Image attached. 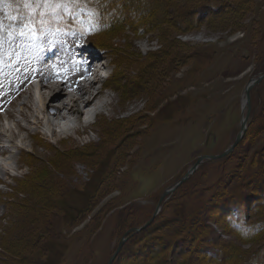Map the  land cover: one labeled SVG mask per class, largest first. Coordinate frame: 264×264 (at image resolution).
I'll use <instances>...</instances> for the list:
<instances>
[{
    "label": "rangeland",
    "instance_id": "374dc122",
    "mask_svg": "<svg viewBox=\"0 0 264 264\" xmlns=\"http://www.w3.org/2000/svg\"><path fill=\"white\" fill-rule=\"evenodd\" d=\"M150 1L141 0L143 12ZM112 4L0 2V130L17 132L13 158L0 154V264H108L126 231L152 217L164 191L199 156L226 150L240 131L245 88L264 72V0H154L142 21ZM118 15L116 27L105 24ZM82 37L81 47L92 45L105 58L94 91L105 89L121 108L106 106L81 126L86 131H73L78 123L69 121L63 140L44 124L37 136L22 131V144L25 135L8 112L20 119L22 102L31 94L37 101L36 88L26 90L28 67L39 59L57 73L36 55L48 56V44L60 48L58 59ZM69 51L74 57L56 67L76 74V54L84 59L86 52L76 45ZM18 73L26 81L21 94L9 86ZM206 162L164 196L153 223L128 239L112 264H180L194 238L189 264H257L263 233L247 240L227 222L237 221L240 206L238 223L264 213L257 206L264 205V79L251 89L244 141L223 161ZM156 238L173 245L159 257L139 258ZM208 250L224 255L213 263Z\"/></svg>",
    "mask_w": 264,
    "mask_h": 264
},
{
    "label": "bare ground",
    "instance_id": "6f19581e",
    "mask_svg": "<svg viewBox=\"0 0 264 264\" xmlns=\"http://www.w3.org/2000/svg\"><path fill=\"white\" fill-rule=\"evenodd\" d=\"M44 53L47 54L46 51H44ZM75 58L76 59L74 60V62L81 60L82 66L80 67V69L78 70L76 74H73V71L71 72L72 74H70V76L75 79L74 83L69 82V81L72 82L71 79L70 80L68 79L65 81L60 80L61 78L60 73L58 74V72L57 73L52 72L49 69V67L43 66L40 63L39 59H38V62H35L34 60V63L33 64L31 63L32 65L30 64V66L28 67V70H29L28 75L25 74L26 79L36 78L39 81V85H37L36 87L37 101L35 104L32 103L31 99L33 97V94H31L30 99L22 102L21 104L22 107L19 111V115L21 116L20 119L16 118L14 112L12 111L10 112V110L8 112V116L10 118H13L14 122H16L15 128L18 130V134L25 135V136H22V139H20L21 142L23 139L27 138L26 134L21 133L22 131H26V132L28 131V133L37 136L38 133H40V131H38L39 130L38 128L43 124L45 125V127H48L50 129L51 133L54 136H57L59 139L63 140L62 134L70 129L69 124L68 125L66 124L69 121H72V122L75 121V123H78L75 129H73V131H78L80 129L86 131L85 129L81 128V126L83 125L89 126L92 123V120H91L92 117L94 116L97 117L98 115H100L102 112L101 110L103 108H106L107 106V107H111V109L115 111L117 108L120 107L118 106V103L114 105L113 98L107 97V93H105L106 92L105 89L103 90L101 89L95 92L93 89L94 88L93 83H87L88 81L87 79L81 80V77L86 78L85 77L86 74L91 73V71L94 70V68L98 67L97 65L99 63V59H98L99 57H96L93 54L92 56H89L88 58L85 57L83 59L78 53V56L76 54ZM71 65L73 66L74 63ZM103 68L104 67L101 65L98 71L102 70ZM22 75H23L22 73L21 74L18 73V74H13V76L11 77L9 76L10 77L9 86L10 88H12V91L15 93L20 92L19 94H21L22 88L23 87L25 88L26 81H23ZM108 79L105 80V83ZM43 90L45 91V94L43 93ZM50 112L55 114V116L50 117L49 115ZM68 112L73 113V115L69 116ZM60 120H65L62 123V126L61 124H59ZM32 123L34 127L33 126L31 127ZM58 130H60L61 132H57ZM14 133H16L17 135V132L13 130L12 128H9L8 130L4 129L3 131L0 130V154L1 155L9 154V158L11 157L12 148L15 147L16 145L15 141L17 140V137H14ZM4 137L8 138V141L10 142V144L3 143L2 138ZM22 144L16 147L19 148L20 151L23 150L24 152V147L22 146ZM4 169L6 171L7 169L9 170L6 164H4ZM2 179L3 178L0 176V182Z\"/></svg>",
    "mask_w": 264,
    "mask_h": 264
},
{
    "label": "trees",
    "instance_id": "16d2710c",
    "mask_svg": "<svg viewBox=\"0 0 264 264\" xmlns=\"http://www.w3.org/2000/svg\"><path fill=\"white\" fill-rule=\"evenodd\" d=\"M113 3L114 4H118L119 3L121 8H124L125 10H129L133 14L137 13L138 16H139L138 17L139 21L143 20V18H144L143 15L144 14H147V15L152 14L151 11L154 8L153 7L154 0L148 2V4H145L146 5L145 6V8H146L145 10L146 11H144V12H143V6H142L143 3L141 2V0H120V2H118V3L115 2V0H113ZM111 7L114 8V5L111 4ZM141 12H143V13H141ZM121 14L122 13H120L119 15L121 16ZM191 14H193V12H189L188 16H186V17H190ZM119 15H118L117 18L116 17L109 18L107 20V23L105 22V24H107L108 27H110V26H112V27L115 26L116 27V24L121 23L123 21V20H121V17ZM182 17H184V16H182ZM244 139H245V137L243 138L242 142L244 141ZM223 160H220V161H223ZM206 163L207 162H204L202 165H205ZM263 170H264V168H263ZM232 206H233V204L231 206H229V208L232 207ZM257 206H263L264 207V205H261V204L260 205L258 204ZM240 208H241L240 211H235L236 217L235 216L234 217L237 219V221L229 220V222H227L228 226L231 227L234 231L238 232L239 236H241L242 238L247 239V240L251 239L252 237L261 235L262 233L264 235V213L261 214V218H259L258 220L254 221V222L246 223V224H244L245 222L238 223L240 221L241 211H242V207L241 206H240ZM223 211H224V209H223ZM225 215L226 214H224L223 216H225ZM143 231H141V232H143ZM137 235H138V233L133 235L132 237H135ZM194 239H192L193 243L191 244V246H188L187 248H185L183 250L182 254H181V256H184V257L187 256L186 258H188V260H189L190 255L195 253V251L191 250L193 248L194 243H195ZM176 240H174V243L176 242ZM172 245H173V239L172 240H163L161 238H156L155 240L152 239L151 242L149 244H147V246L144 248V252H142L144 254L143 255L139 254L140 256H138V257L141 258V257L149 256L150 254H148V252L151 253L152 256L156 255L157 257H159L160 255H162L165 252H167L172 247ZM207 252L208 253H206V254L204 253L205 257L207 255L208 256L207 259H209V257L212 256L211 262H213V263H218L219 261H216V260L220 259V257H223L222 255H224V252L222 253L221 251L211 252L210 250H208ZM201 254H203V253H201ZM263 259H264V252H262L256 258L257 264H264V263H261L263 261ZM188 260H186V261L183 260L180 264H189ZM154 264H165V261L157 260L156 263H154Z\"/></svg>",
    "mask_w": 264,
    "mask_h": 264
},
{
    "label": "water",
    "instance_id": "95a60500",
    "mask_svg": "<svg viewBox=\"0 0 264 264\" xmlns=\"http://www.w3.org/2000/svg\"><path fill=\"white\" fill-rule=\"evenodd\" d=\"M264 79V72H262L259 76H257L256 78L251 79V81L247 84L246 88H245V101H244V106L247 104L248 110H247V114L246 116L242 117L241 120V128L239 133L237 134L234 142L223 152L219 153V154H214V155H202L199 156L197 158V160L195 161L194 165L188 170V172L181 177L177 182H175L174 184H172L167 190L164 191L158 206L154 212V214L152 215V217L147 220L142 226L139 227H133L129 230L126 231V233L123 235V237L121 238L116 251L114 252V254L112 255V257L110 258L108 264H112L113 261L115 260V258L117 257V255L119 254L120 250L122 249L124 243L131 237L133 236L135 233L141 232L142 230L146 229L148 226H150L154 219L157 217L160 209H161V203L162 200L164 198V196L168 195L169 193H172L180 184H182L186 179L189 178V176L205 161V160H215V159H222L224 157H227L229 154H231L233 152V150L235 149L236 146H238V144L242 141V139L245 136L246 130H247V120L250 114V109H251V89L254 85L259 84L262 80Z\"/></svg>",
    "mask_w": 264,
    "mask_h": 264
},
{
    "label": "snow or ice",
    "instance_id": "6c2138e0",
    "mask_svg": "<svg viewBox=\"0 0 264 264\" xmlns=\"http://www.w3.org/2000/svg\"><path fill=\"white\" fill-rule=\"evenodd\" d=\"M0 2H2V0H0ZM95 2L98 4H103L107 7L113 3V0H95ZM115 2L118 3V2H120V0H115ZM12 19L16 20L17 17H12ZM2 27H3V24H2V21H0V29H2ZM20 35L23 36L24 32H21Z\"/></svg>",
    "mask_w": 264,
    "mask_h": 264
}]
</instances>
